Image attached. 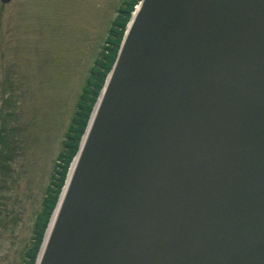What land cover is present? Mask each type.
Returning <instances> with one entry per match:
<instances>
[{"label": "water", "instance_id": "water-1", "mask_svg": "<svg viewBox=\"0 0 264 264\" xmlns=\"http://www.w3.org/2000/svg\"><path fill=\"white\" fill-rule=\"evenodd\" d=\"M96 102L37 264H264V0H141Z\"/></svg>", "mask_w": 264, "mask_h": 264}, {"label": "rangeland", "instance_id": "rangeland-1", "mask_svg": "<svg viewBox=\"0 0 264 264\" xmlns=\"http://www.w3.org/2000/svg\"><path fill=\"white\" fill-rule=\"evenodd\" d=\"M125 1L139 0L0 2V264L26 263L65 131Z\"/></svg>", "mask_w": 264, "mask_h": 264}, {"label": "trees", "instance_id": "trees-1", "mask_svg": "<svg viewBox=\"0 0 264 264\" xmlns=\"http://www.w3.org/2000/svg\"><path fill=\"white\" fill-rule=\"evenodd\" d=\"M135 3H128L125 1L124 4H126V6L123 7V5L120 7V11L114 18L112 23L113 25L109 29V35L106 39V43L108 45L103 47V50L101 51V57L96 60L95 65L91 69V74L87 79V83L84 85V91L81 94L82 99L78 102L77 109L72 118L73 122L65 131V139L63 141L62 149L57 155L56 162L49 178V183L46 185L45 195L42 199L41 210L37 213V216L34 220L32 229V243L26 250L25 264L34 263V259L41 243L49 216L57 200L71 159L78 147L80 135L84 130L90 110L103 84L105 75L110 69V66L114 60L124 27L130 17L133 4ZM122 12L125 13L124 16H121ZM6 131L7 127H4V114L0 109V148L2 144L4 146V141L6 140Z\"/></svg>", "mask_w": 264, "mask_h": 264}, {"label": "bare ground", "instance_id": "bare-ground-1", "mask_svg": "<svg viewBox=\"0 0 264 264\" xmlns=\"http://www.w3.org/2000/svg\"><path fill=\"white\" fill-rule=\"evenodd\" d=\"M94 104H95V105H94L93 109L91 110L90 116H88V118H87V122H86V124H85V127H86V125L88 124V122H89V124H90V122L92 121V119H93V117H94V113H95V110H96V108H97L98 102H96V103H94ZM89 124H88V125H89ZM85 127H84V129H85ZM82 133H83V132H82ZM83 139H84V136L82 137V140H81V142H80L79 148H80V146H81V144H82V142H83ZM78 155H79V154H78ZM78 155L76 154V155L74 156L73 161H72V163H71V165H70V167H69V170H68V172H67V174H66L65 182H64V184H63V186H62V188H61V191H60V196H61V195L63 196V194H64V192H65V190H66V184H67V182H68V180H69V178H70V176H71V174H72V171H73L72 169H73V166H74L75 161H76L77 158H78ZM58 198H59V197H58ZM60 203H61V201H60V198H59V199H57L56 205H55V207H54V209H53V211H52V214H51V216H50V218H49V221H48L47 227H45V236H44V239H43L42 247H41V249L39 250L40 252H38V255H37V258H36L37 262L39 261V258H40V256H41V252H42V250H43V248H44L45 242L47 241L48 234H49V232H50V230H51V228H52V226H53V223H54L55 217L57 216V212H58V209H59V207H60ZM35 262H36V261H35ZM37 262H36V264H37Z\"/></svg>", "mask_w": 264, "mask_h": 264}]
</instances>
